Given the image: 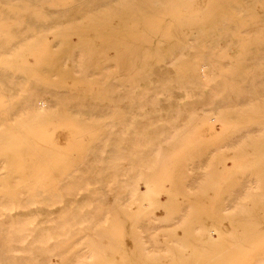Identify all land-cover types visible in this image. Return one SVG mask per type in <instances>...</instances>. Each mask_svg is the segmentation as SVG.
<instances>
[{
	"label": "bare ground",
	"instance_id": "6f19581e",
	"mask_svg": "<svg viewBox=\"0 0 264 264\" xmlns=\"http://www.w3.org/2000/svg\"><path fill=\"white\" fill-rule=\"evenodd\" d=\"M19 1L35 8L39 0H0V10ZM75 1L88 9L86 15L105 10L86 25L108 24L111 17L115 29L107 37L104 26L90 27L97 35L86 34V46H61L64 38H55L36 79L9 70L10 51L24 61L25 43L52 31L61 23L59 10L68 7L51 12L43 7L47 20L29 15L30 28L0 36V264H56L57 257L62 264H264L261 158L256 172L249 161L232 163L229 173L223 166L264 143V124L251 122L264 117V88L244 92L240 102L226 93L230 79L217 77L219 64L212 60L225 36L197 22H191L190 37L184 29L166 27L169 22L156 27L151 19L161 9H177L168 5L175 0ZM258 3L264 0H244L246 7L264 8ZM252 18L264 24V12ZM131 23L137 27L128 29ZM150 23L156 28L147 27ZM131 32L142 36H122ZM99 50L105 51L102 65ZM242 56L248 57L244 70L264 66L263 45L248 46ZM47 66L59 81L48 80ZM79 80L85 85H71L68 92V83ZM19 81L28 84L23 91ZM243 88H250L249 80ZM46 92L50 102L41 98ZM237 105L250 107L243 110L249 124L229 125L214 145L205 138L185 143L187 132L204 120L196 121L198 116L230 122L238 119ZM57 126L77 132L63 143V133L47 132ZM160 194L167 196L164 203Z\"/></svg>",
	"mask_w": 264,
	"mask_h": 264
},
{
	"label": "rangeland",
	"instance_id": "374dc122",
	"mask_svg": "<svg viewBox=\"0 0 264 264\" xmlns=\"http://www.w3.org/2000/svg\"><path fill=\"white\" fill-rule=\"evenodd\" d=\"M12 4H11V6H13V7L4 8V10H2V9L0 10L1 12L5 11L3 14L0 12V20H1V23H0V36H1V34L10 35L11 34L10 33L11 30L14 29V28H17V29H20V30L24 29V28L25 29L26 28H30L29 27L30 25L28 24V19H29L28 16L29 15H32L33 17H36L37 20L44 21L45 19L47 20V18L43 19L41 14L45 10H49V12H51L52 10H54L57 7L58 8L68 7L67 10L65 9L66 11L63 10V9L59 10L60 12H62L61 13L62 16L60 17V15H59L60 19H58L56 21L61 22V23L59 25H57V26H54L52 31H50L48 33L36 34L37 36L35 35V38L33 36L32 37L33 39L31 38L30 40L27 41L28 43L27 42L25 43V49L26 50L24 52H26L27 54L23 52V54L26 57V58L23 57L24 61H22V60H20V58L16 57L15 54H14L15 52H13V50L10 51V54L13 55V60L8 65L9 70H11V71H22L23 70V71H25V76L27 75V77H29L30 75L28 76V74L33 75V76H30L31 77L30 79H36L37 76L39 75L38 74L39 69L42 68V63L44 61L46 62V61L50 60L49 58H50L51 52L49 51V45L54 42L55 38H58V37L64 38V41H62L61 44H60L61 46H65V45L66 46H78V45L79 46H86L85 45L86 34H89L90 38H94V36L97 35V33L93 32L91 30V28H93V26L96 27L97 24L86 25V21H90L91 20L90 17H92L93 15L96 16L99 12L105 11V10L99 9V11L97 10L98 13L96 11V14H92L91 15V13H89L88 15H86L87 12H89L88 9L84 8L83 3H81V2L77 3L75 0H39L37 2V4H35V8L25 7V6L30 5V3H28L27 1L25 3H23L22 1L21 2L19 1V2H16V3H12ZM170 4H172V6H178V8L177 9H173L172 11H171L170 7L166 8V9H161L158 12L159 14L156 15L153 19H151V21H153V22L156 21L157 22V25H156V22H154V25L156 27L158 26V28L159 27H163L164 28L165 24L163 26H160V24H163V22H169L167 25H165L166 27H169L171 29L172 28L184 29L187 32L186 33L187 34L186 37H190L192 35L191 34L192 30H194V26L191 25V22H193V23L197 22V23H200V24L204 25V27H206V29H207V32L208 31L209 32L210 31L211 32L215 31L214 33H216L218 35H223V36L226 37V39H221L219 41V44H220L221 47L220 48L217 47L214 50V51L217 52V56H216V58H214V57L212 58V60L217 59V63L219 64V66H217V67H218V69L220 71H219L217 77L218 78L228 77L230 79L228 81L229 82V88H228L226 93L230 92V93L236 94L237 97H236L235 100L237 102H240V101H245L244 98H242L240 96V95H243L244 92L248 91L251 94H255V93H258L259 91H261L264 88V83L261 80L264 77V66H262V67L250 66V67H248L247 70H244L243 66H242V61H247L248 60V57L242 56V55H244L245 49L248 46H252L253 48H257L260 45L264 46V24L263 25H257L255 23L258 22L259 20L255 19V18H252V14L253 13H261V14H263V12H264V8L263 7H259V8H256V9H253L251 7H246V5L244 4V0H175V2H168V5H170ZM49 5H51V6H49ZM258 5L264 6V3H258ZM20 6H22V7H20ZM43 7L46 8V9L43 10L44 9ZM6 11H9V13H10L9 16L7 14H5ZM244 17H246V18H244ZM107 19H108V21L110 23L103 24V25H97L96 29L99 30L100 27L104 26L106 30H104V29L103 30L108 32V34H107V37H108L109 34H112L110 32L115 29V26L113 24H111V23L114 20H116V19L115 18L111 19V17H108ZM73 20H74V23L76 21L78 23L77 22H76V24L72 23ZM179 21L181 22V24L170 23V22H179ZM182 22H188L187 23L188 25H183ZM69 23H70V25L68 26ZM152 24L153 23H150L147 27L152 28L154 26ZM85 25H86V27H85ZM81 26H84V28L81 27ZM87 26L89 28L90 27L91 28L89 29ZM106 26L107 27L109 26L110 28L109 27L106 28ZM111 26H113V27H111ZM136 27L137 26L135 24H133V23H131V25L130 24L127 25L128 29H130V28L134 29ZM86 28H88V29H86ZM60 30H62L64 32L63 33H57ZM88 31L89 32L92 31V32L88 33ZM75 33L77 35H75ZM92 33H95V35L92 34ZM81 35H83V36H81ZM122 36L125 37V38H127V36H128L129 40H130V39H134L135 36H142V34L131 32V33H124ZM165 36H167V34H165ZM37 39H39V41ZM42 39L43 40L46 39L44 41V44L47 46L46 48H45V45L43 44V40ZM40 42H41V44H40ZM109 42L110 41H108V43ZM130 43L131 42H128V44H130ZM93 44H95V43L93 42ZM96 44H98V43H96ZM230 46L232 48L227 49ZM43 48H45V49H43ZM32 51H33L34 54L31 53ZM224 51H226V52L223 53ZM40 52H43L44 54L40 53ZM104 52L105 51H103V50H99L98 52H96V56H97L96 60H97V62L100 61L99 62L100 65H102L103 62H104ZM29 54H31V55H29ZM54 54L57 55L56 53H54ZM239 54L240 55L242 54V55L239 56ZM39 55H40V57H39ZM223 55L226 58H223ZM37 57H39V58H37ZM223 60H230V61L236 60V62L232 66H229V67L226 68L223 65ZM263 61H264V58H263ZM30 63L33 64L32 65L33 69H36V72H35V70L31 69L32 66H31ZM40 64H41V66H40ZM28 66H31V67H28ZM56 67L58 68V70L60 69L59 65L55 66V69H57ZM47 69L49 71V76H48L49 79L47 78L48 80H51L53 78L52 81H59L61 79L60 76H57V72L56 71L54 72V70H52V67L47 66ZM26 70H28V72ZM51 75H53V76H51ZM213 75H214V72L212 71L210 77L214 78ZM54 76H56L57 78L55 77V79H54ZM43 80H46V78H43ZM248 80L250 81V88L245 90L243 88V86L248 84ZM25 82H21V83H20V81L17 82V84H19L17 86L20 87L21 91H23L24 87H25L23 84L28 85ZM77 82H75V85L73 83H70V84L68 83V86L70 87L72 85V86H76V88H80V87H82V85H85L84 81L79 80ZM81 82H82V85H81ZM90 82L91 81H89L88 83L91 86H93L95 90L101 89V84L96 83V82L93 83V81L91 83ZM71 90H72L71 87L68 88V92H71ZM48 93L49 92H46V94L44 93V95L42 93V95H41V98H43L46 102H50L53 99V97H50V95H49L50 93L49 94ZM237 106L235 107V109L237 111V113L235 114V117H237L239 120L238 119L237 120L234 119L233 121L227 122V121H229V119L227 120V118H225L226 120L224 119V121H225L224 122L223 120H221V118H223V117H221V118L219 117L218 118L219 120L217 119L215 121H212V122L210 121L209 122L208 120H206L205 117L198 116L196 121H202L203 118H204L205 121L203 120L202 124H201V122H199V123L197 122L198 124L196 126H194L196 129L194 130V128H193L192 131L190 130V131L187 132L188 135L185 138V140L187 142L185 141V143L187 145H190L191 142H193L192 140L196 139V140L207 141L205 139H208V141H211L212 145H214L215 144V139H219L221 136H224V135L227 134L226 130L228 128H230L229 125L232 126L234 124H237V125L249 124L250 120L248 121V119H250V118L247 117V113H244L243 110L249 109L250 107L246 106V105L245 106L239 105L238 107ZM249 115H253V114H249ZM257 118L258 117H254V121H251V122H254V123H257V124L259 122V124H264V117L263 118L260 117L261 119L258 118V120H257ZM217 121H218V123H217ZM213 122H215V123H213ZM65 123H67V122H65ZM222 123H223L224 126L227 125V126H225L226 128L222 125ZM225 123H228V124H225ZM55 124L56 125H62L64 123H62V124L61 123H59V124L55 123ZM197 126L199 127V129H198ZM51 130H53V132ZM51 130L47 131V132L48 133H58V134L59 133H63L62 135L64 136V139H65V140L63 139V141H62L63 143H67L70 140L69 136L72 135V134H70L71 131L73 132V134H76V132H77V131L75 132V130L66 131V129L61 128L59 126H57L56 128H52ZM59 130H61V131H59ZM225 131H226V133H225ZM68 132H69V134H68ZM202 134H204L205 136L202 135ZM221 134H223V135H221ZM191 135L192 136L194 135L195 138L193 137V139H192ZM63 136H62V138H63ZM65 136H66V138H65ZM199 136H200V138H199ZM62 138L59 136L58 140L61 141ZM259 142L262 143V140L259 141ZM256 144L259 145L260 143H256ZM262 144H260L261 146H263L262 152L260 150L261 147L259 148L258 145H252L251 146L252 147L251 151H249L250 148H251L249 146L250 148L247 151V154H246L247 156L244 154L246 159H244V155H243V157H240V160L238 159V160L233 161V162H232V160H228V161L226 160L227 162L225 161L224 165H223L224 169L229 173V171L233 170V168H232L233 164L232 163H234V165L235 164H239L240 162L247 164L246 162H248V161L251 162V164L248 162L251 166H252V164L253 165L254 164L257 165V163L259 162V161L257 162V160H259L260 158L264 159V154H263L264 153V143H262ZM187 145H184V146H187ZM253 146H256L257 149L259 150L255 154H254V152H256L257 150H256V148H253ZM183 149L184 148H181L180 150L178 149V153L181 154V152H182L181 150H183ZM253 150H256V151L253 152ZM258 153H262V154H260L258 156L257 155ZM177 155L178 154H176V156ZM241 158L244 159V160H242ZM261 159H260V163H263V165H264V160H261ZM242 161H244V162H242ZM252 161H254V162H252ZM234 165H233V167H234ZM263 165L259 164V167H258L260 170L263 168L262 171H261V175L263 174L262 177H264V167H262ZM254 166H252V167L255 168V172H256L257 167L256 166L254 167ZM259 169H258V171H259ZM225 170H224V172H226ZM236 171H237V169H236ZM41 172L45 174V170L44 171L42 170ZM44 174H41V176L43 178H46V176L48 175V172L45 174V176H44ZM167 181H168V178H167L166 182ZM144 189L145 188L142 185L141 186V191H144ZM159 197H160L159 199L163 203L167 199V196L163 195V194L162 195L160 194ZM191 197H190V199H191ZM193 198L194 197H192V200L196 199V198H194V199ZM190 199H189V201H192ZM195 202H197V201L195 200ZM197 203H196V205H199L200 207H202V203L201 202L198 201ZM225 222L227 224L229 223L227 220ZM98 251L100 252L99 248H98ZM53 262L56 263V264H62V261L60 260L59 257H57L55 259V261H53ZM215 262L217 264H222V263H220L218 261H215ZM221 262L225 263V261H221ZM241 262L243 263L245 261H228L229 264H242ZM247 262L248 261H246L245 263H247ZM245 263H243V264H245Z\"/></svg>",
	"mask_w": 264,
	"mask_h": 264
}]
</instances>
